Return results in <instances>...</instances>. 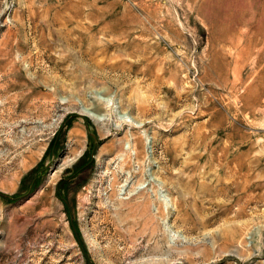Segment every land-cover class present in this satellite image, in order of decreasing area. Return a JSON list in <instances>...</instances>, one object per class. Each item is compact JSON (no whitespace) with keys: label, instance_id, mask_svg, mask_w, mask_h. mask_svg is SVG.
Here are the masks:
<instances>
[{"label":"rangeland","instance_id":"374dc122","mask_svg":"<svg viewBox=\"0 0 264 264\" xmlns=\"http://www.w3.org/2000/svg\"><path fill=\"white\" fill-rule=\"evenodd\" d=\"M0 264H264V0H0Z\"/></svg>","mask_w":264,"mask_h":264},{"label":"bare ground","instance_id":"6f19581e","mask_svg":"<svg viewBox=\"0 0 264 264\" xmlns=\"http://www.w3.org/2000/svg\"><path fill=\"white\" fill-rule=\"evenodd\" d=\"M90 81V80H89ZM98 97V96H97ZM110 95L103 94L101 97H98V101L100 100L101 107H91V108H83L80 111L81 114L87 116L90 120H92L94 123H97L98 125H101L102 122L105 120V117L107 116L106 111H109L110 113H113L115 111V105L112 100L110 101ZM105 109V110H104ZM122 115V113H121ZM120 123H123L125 125H128L130 127H139L140 124L133 123L132 120H129L126 116H120L117 117ZM129 143V142H128ZM130 147V145H129ZM132 153L134 152V156H137L138 151L132 146ZM156 263V262H155Z\"/></svg>","mask_w":264,"mask_h":264}]
</instances>
